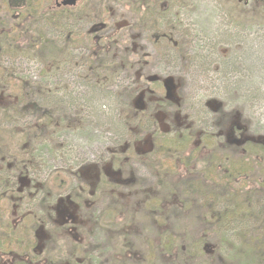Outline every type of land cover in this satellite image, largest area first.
I'll return each mask as SVG.
<instances>
[{"label": "rangeland", "instance_id": "374dc122", "mask_svg": "<svg viewBox=\"0 0 264 264\" xmlns=\"http://www.w3.org/2000/svg\"><path fill=\"white\" fill-rule=\"evenodd\" d=\"M23 1L16 9L0 0V36L16 27L10 43L19 49L0 55V238L6 224L22 225L23 242H34L50 264H264V165L230 188L255 210L225 235L202 197L183 195L181 181L192 175L200 182L201 167L159 151L165 135L201 126L192 116L217 105L200 108L197 100L204 105L213 93L250 101L235 103L240 116L253 118L251 131L233 132L247 124L236 115L219 133L225 143H264V45L254 30L240 38L249 49L244 68L212 65L206 77L186 71L197 42L186 36L217 31L226 0H178L188 5L174 11L181 29L172 32L147 11L158 14L174 0H78L54 24L44 14L60 0ZM64 93L73 99L56 106ZM137 101L150 112L144 120L130 118ZM46 113L55 122H39ZM149 125L155 135L143 133ZM198 143L194 138L185 154Z\"/></svg>", "mask_w": 264, "mask_h": 264}, {"label": "trees", "instance_id": "16d2710c", "mask_svg": "<svg viewBox=\"0 0 264 264\" xmlns=\"http://www.w3.org/2000/svg\"><path fill=\"white\" fill-rule=\"evenodd\" d=\"M159 1L160 0H156V3H158ZM184 1L187 2L189 0H183V2ZM226 1V3H223V7L220 8V13H218L220 16L218 21L220 27L216 28L217 31L210 34H202L198 36H186L190 40L197 41L194 46L195 51H193L192 53L189 52L188 56L186 57L185 64L188 65L186 69L187 72H189L190 70H194L193 73L190 71L191 74H199L207 77V75L203 73V70H205L206 67L212 65L217 66L218 71H232L234 69L235 71H239L241 68H244V55L246 54V56L249 57V49L246 46L240 45V38L244 37L247 40L251 33L249 32V30H254L253 33L257 34L255 38L256 40L254 41H261L259 45H264V0ZM137 5L140 6L139 1H137ZM165 5L166 7L161 11H158V14L156 13L158 9L156 10L154 8V10L152 11L150 8H148L149 10L147 12H149V19L154 18V21L162 22L164 28L169 29V31L171 30L170 32L177 28L178 30L181 29V12L176 13L174 11L181 8L182 6H187L188 4L184 3V5H182V3L178 0H174L170 3H166ZM48 9L49 11L44 14L48 22L54 24L55 21H62V19L65 17L64 14L66 13V9H59L56 6L52 9ZM33 15L35 14H31V16ZM16 21L17 25L19 24L18 21H20V19L17 18ZM17 33L18 30L15 27L8 32L5 31L0 36V55L7 54L4 52H19V49L14 46V44L10 43V36ZM185 34H188V32H185ZM168 37L169 36H162V38L164 39H167ZM235 44L237 45L234 48L233 46H235ZM168 59H170L169 55ZM167 65L169 64H166V66ZM246 70H248V68ZM259 73L262 72L259 71ZM218 74L221 76H225L224 72H219ZM164 83L162 84L163 88H165ZM156 84L159 83L157 82ZM215 88L217 90L220 89L217 87ZM248 88L249 86L246 89ZM89 91L92 94L94 90ZM213 94L214 95H210L212 98H210L209 101L205 102L204 105L201 103L202 100L200 101V98L199 100H197L200 108L201 105L203 107H209L211 106V104L217 105L216 109L211 110L210 112L201 108V110H197L196 114L192 116V118L198 121V123H201V126H198V128H200L201 130L197 131L198 128L191 125L189 126V128L179 127L175 131V135L170 136V134H168L163 137V142L160 145L159 151L163 153V156L169 155L170 157L174 158L173 160H179L183 163L185 162V164H187L188 166H193L194 164V167H201V170L198 171L202 176H200L201 183L199 181L196 182V180L194 179L195 177L192 175L188 176L187 179L181 181L182 187L184 188L183 195L193 193L202 197L203 200L207 203L208 209L211 211L214 217H212V219L216 220L218 227L222 231H224L222 233L226 235L231 231V228L233 227L232 224H239L236 222L239 221V219H245L246 217L249 218V216H251L254 212L253 209L255 210V208L253 207L254 202L252 200L245 199L244 202L241 200H236V197L232 196L233 194L229 191L232 192L230 188L234 186L242 185L241 183L243 182L240 181L246 178V175L248 174L247 172L249 170H258L259 167L262 168L261 165H264V143L261 145L255 144L251 141H246L244 143L238 144H233L231 142L229 144L225 143L219 137V133L223 131L225 124L231 118L239 115L237 112L240 107L236 103H238V101L241 99V103L245 105L246 103L244 102V100L247 99L236 96L227 97V100H224L219 93ZM64 95L66 97L65 100L55 96L53 101L56 103V106H63L69 99H73L71 97V93H64ZM75 97L81 96L79 93H77ZM169 98L170 96L168 91L167 93L165 91L164 101L168 103V105L172 104ZM247 102L250 103L249 100H247ZM242 108H244V106ZM12 109H14V106L10 110ZM142 109V104L135 105V108L130 114L131 120H138L139 118L141 120H144L145 117L147 118V116L150 115L149 111L145 110L143 113ZM6 112L4 113V116L7 114ZM52 115L54 114H43L42 118L40 117L39 122L44 123L47 121L49 122V120L51 122H55L54 118H51ZM240 117L242 120L244 117L247 124L243 122L244 125L240 128L239 126L235 127L234 129H232L233 132L244 134V132L251 131V128L248 127V124H253L252 122L254 121H251L253 120V118L248 114L247 117H245L243 114ZM56 121L60 122V120ZM151 121H155L154 114H151ZM206 123H210V125L206 126ZM148 127L150 128V130H147V132L144 131L143 133L155 135L157 128L154 126V129L156 130L154 132L153 125H149ZM37 128H42V130L45 131L44 128H48V125L41 124L38 125ZM69 129L70 127L65 126V130ZM71 130L73 129L71 128ZM140 137L143 136L140 135ZM194 138H198V145H196L194 149L190 150L188 154H185L187 149L189 148L188 145L191 143V141L194 140ZM198 154H200L199 158L197 157ZM183 155L187 156L184 157ZM31 161L34 160L31 159ZM194 167L188 169V172H196L194 170ZM171 178L172 180L174 179V177ZM201 179L203 180V183ZM172 180L170 181L172 182ZM209 180L216 185L207 184V181ZM238 182H240V184H237ZM157 184L159 188L163 190L164 184L166 185V180L160 178L157 180ZM230 184L231 187H229ZM161 190L160 192L162 193ZM238 193L240 194L241 191H237V194ZM249 193L252 194V192ZM257 193L259 192L255 191L254 196ZM17 196L20 197V195H15V198H18ZM228 199L229 202L230 199L234 201L233 207L230 205V203L227 202ZM219 203H224L227 206L223 205L222 208L218 209ZM215 205L216 207L214 208L213 206ZM216 209H218L220 212H216ZM48 217H50V214ZM42 219H46L45 216H42ZM242 225L243 228L249 226L248 224L244 223ZM21 227L22 225L12 227V225L7 226V224L3 227L6 230L2 234V238H0V264H50L46 263V259L40 260L44 252L42 250L35 249L34 242L31 243L30 239L28 244H25L26 242H23L22 235L19 232V229ZM223 228L225 230H223ZM246 230L244 232L248 233ZM34 241H36V238ZM166 245L167 244H165V247H167ZM27 251L30 253L29 255H26Z\"/></svg>", "mask_w": 264, "mask_h": 264}, {"label": "water", "instance_id": "95a60500", "mask_svg": "<svg viewBox=\"0 0 264 264\" xmlns=\"http://www.w3.org/2000/svg\"><path fill=\"white\" fill-rule=\"evenodd\" d=\"M77 0H67L65 2L66 5H74L76 3ZM12 8H21L23 6H25V1L23 0H9Z\"/></svg>", "mask_w": 264, "mask_h": 264}, {"label": "flooded vegetation", "instance_id": "af4514ba", "mask_svg": "<svg viewBox=\"0 0 264 264\" xmlns=\"http://www.w3.org/2000/svg\"><path fill=\"white\" fill-rule=\"evenodd\" d=\"M60 1H61V5H60V6H56V7L59 8V9H66V10H68V9H69L68 7L73 8V7L77 4V1H78V0L76 1V3H75L74 5H66L67 3L65 4V2H66L67 0H60ZM165 7H166V6H165ZM165 7H164V8H165ZM164 8H163V9H164ZM99 42H100V41H99ZM137 104H141V102H140V103L138 102V103H136L135 105H137ZM239 128H240V127H239Z\"/></svg>", "mask_w": 264, "mask_h": 264}]
</instances>
